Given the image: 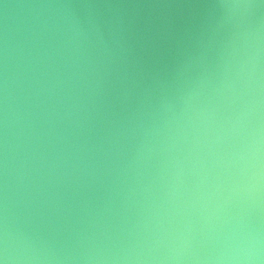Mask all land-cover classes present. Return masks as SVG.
I'll list each match as a JSON object with an SVG mask.
<instances>
[{"label": "water", "instance_id": "water-1", "mask_svg": "<svg viewBox=\"0 0 264 264\" xmlns=\"http://www.w3.org/2000/svg\"><path fill=\"white\" fill-rule=\"evenodd\" d=\"M0 264H264V0H0Z\"/></svg>", "mask_w": 264, "mask_h": 264}]
</instances>
